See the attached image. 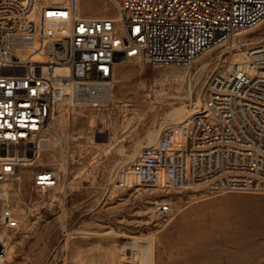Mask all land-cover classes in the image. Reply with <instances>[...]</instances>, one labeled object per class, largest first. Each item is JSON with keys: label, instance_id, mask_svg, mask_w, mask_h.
<instances>
[{"label": "built area", "instance_id": "1", "mask_svg": "<svg viewBox=\"0 0 264 264\" xmlns=\"http://www.w3.org/2000/svg\"><path fill=\"white\" fill-rule=\"evenodd\" d=\"M81 0H0V228L20 220L6 185L22 168L31 185L55 188L54 167L40 165L56 106L96 95L125 63L189 68L264 20V0H117V17L88 16ZM139 187L209 194H264V46L244 60L229 54L210 77L203 103L165 126L128 165ZM157 214L172 210L156 201ZM0 264H9L0 239Z\"/></svg>", "mask_w": 264, "mask_h": 264}, {"label": "rangeland", "instance_id": "2", "mask_svg": "<svg viewBox=\"0 0 264 264\" xmlns=\"http://www.w3.org/2000/svg\"><path fill=\"white\" fill-rule=\"evenodd\" d=\"M114 1L80 6L88 16L117 17ZM261 37L264 20L189 68L121 64L108 102H60L39 160L55 168L58 185L36 190L26 167L6 185V203L20 220L16 229L0 228L9 264H146L131 257L134 248L150 250L149 264H264V194L145 188L128 172L163 127L199 109L224 58L244 59ZM156 201H170L172 210L157 214Z\"/></svg>", "mask_w": 264, "mask_h": 264}, {"label": "bare ground", "instance_id": "3", "mask_svg": "<svg viewBox=\"0 0 264 264\" xmlns=\"http://www.w3.org/2000/svg\"><path fill=\"white\" fill-rule=\"evenodd\" d=\"M116 3V1H114ZM119 16V15H118ZM235 39V38H234ZM264 39V37H261L260 39H258L256 41V43L259 44V42H261L262 40ZM234 41V40H233ZM234 45V43H233ZM236 45V44H235ZM243 53V51H242ZM245 54V53H243ZM239 56V55H238ZM237 56V57H238ZM237 59V58H236ZM244 59H237L236 61L238 62H241L243 61ZM109 82L107 83H104L103 85H101L99 87V90H98V93L96 95H90V94H81V95H78V96H75L74 98V103H78V102H90L91 104H97V103H105V102H108L109 101ZM80 104V103H79ZM88 104V103H87ZM5 196V195H4ZM6 197V196H5ZM8 199V198H7ZM3 238V236H0V239ZM4 241V240H3ZM5 243V242H4ZM6 245V243H5ZM6 248H7V245H6ZM150 250L147 248V250L145 249L144 252L138 250L137 249H132L131 251V257L133 258H141L146 264H149L150 261H151V256H150ZM7 258L9 259V250L7 248ZM132 258V259H133ZM140 260V259H139Z\"/></svg>", "mask_w": 264, "mask_h": 264}]
</instances>
